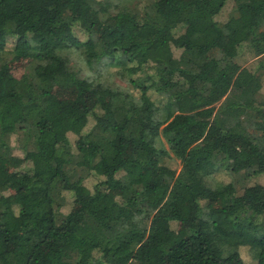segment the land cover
<instances>
[{
  "label": "trees",
  "instance_id": "16d2710c",
  "mask_svg": "<svg viewBox=\"0 0 264 264\" xmlns=\"http://www.w3.org/2000/svg\"><path fill=\"white\" fill-rule=\"evenodd\" d=\"M261 176L264 0H0V264H264Z\"/></svg>",
  "mask_w": 264,
  "mask_h": 264
},
{
  "label": "rangeland",
  "instance_id": "374dc122",
  "mask_svg": "<svg viewBox=\"0 0 264 264\" xmlns=\"http://www.w3.org/2000/svg\"><path fill=\"white\" fill-rule=\"evenodd\" d=\"M165 8L167 9V7H165ZM225 41H227V40L220 41V43L225 45V46H228ZM29 62H30L29 58H22V59H19L17 61L11 62L10 63L11 64L10 70H11L12 74L16 77H20L24 73L25 68ZM111 80L113 82L124 84V82L116 75H113ZM113 85H115V84H112V86ZM55 91L57 94H59L61 96H73L74 95V89L56 88ZM258 181H260L261 183L264 184V176L259 177ZM107 198L109 199V197H107ZM242 257H243V260L249 264L255 263V262H252V258H251L250 254L248 253L246 248L244 250H242Z\"/></svg>",
  "mask_w": 264,
  "mask_h": 264
}]
</instances>
